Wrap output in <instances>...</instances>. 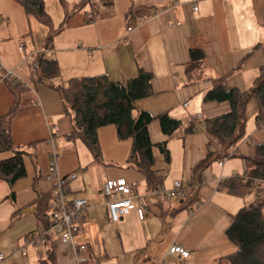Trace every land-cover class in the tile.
<instances>
[{
  "label": "crops",
  "instance_id": "crops-1",
  "mask_svg": "<svg viewBox=\"0 0 264 264\" xmlns=\"http://www.w3.org/2000/svg\"><path fill=\"white\" fill-rule=\"evenodd\" d=\"M140 4L145 6L128 20L130 6ZM93 6L99 11L95 15L89 5L72 11L54 34L52 46L44 48L49 27L26 14L18 0H0L2 66L30 83L35 59L39 55L53 58L60 68L59 75L52 79L54 84H64L72 76L98 73L125 82L139 69L150 71L152 94L136 100L133 113L141 109L152 115L165 111L182 121L166 143L175 136L182 138L183 162L178 175L172 174L171 152L165 160L164 156L155 158L153 149V168L164 175L159 187H170L174 180L190 179L191 184L183 199L155 195L143 175L126 162L129 139H118L110 124L98 129L102 157L94 160L81 140L66 138L71 122L58 92L36 84L32 88L34 104L11 120L12 142L23 150L26 174L12 187L0 178V251L7 255L0 264H34L45 257L48 249L54 251L56 264H225L226 256L237 248L225 229L243 205L260 202L264 213V190L246 185L240 194H230L222 189L217 178L239 175L245 164H227V159L221 162L218 158L221 170L216 176L215 166H206L215 157V153L209 155L211 137L204 130L191 129L184 120L198 113L203 120L228 109L226 102L202 101L210 79L226 73L259 43L244 59L242 68L229 73L226 79L242 90L252 85L258 66L264 63V0H93ZM192 48L201 49L204 57L198 67L188 69ZM12 102L5 81L0 80V115ZM151 123L156 128V121ZM52 129L59 171H80L68 182L70 194L87 200L74 244L61 241L49 231L40 246L28 247L26 255L9 256L13 246L43 226L35 207L27 204L50 189L46 174ZM158 132L163 139L165 136ZM248 138L230 150L231 156ZM11 154L1 152L0 159ZM196 163L199 176L195 178L192 168ZM118 177L137 182L136 205L112 221L101 188L105 180ZM17 209L18 217L12 221ZM172 242L182 244L189 255L167 253ZM81 256L87 261L79 263Z\"/></svg>",
  "mask_w": 264,
  "mask_h": 264
},
{
  "label": "trees",
  "instance_id": "trees-1",
  "mask_svg": "<svg viewBox=\"0 0 264 264\" xmlns=\"http://www.w3.org/2000/svg\"><path fill=\"white\" fill-rule=\"evenodd\" d=\"M24 11L32 15L40 23L49 27L44 39L43 47L52 46L54 34L59 32L71 13L64 14V20L53 27L52 18L44 6V0H18ZM86 5L97 14L99 11L93 6V0H79L74 4L73 11H78ZM145 5L130 6L126 12L129 20L133 12H137ZM91 14V16H92ZM258 44H255L233 67L226 73L211 77V85L204 92L203 102H226L228 109L224 112L207 116L203 119L204 131L220 143L219 150L209 151L215 153L214 158L228 155L230 150L244 138L245 135V106L250 98H255L258 112L255 116L259 125L264 122V63L258 66L252 85L248 89H240L227 83V75L242 68L243 61ZM188 69L198 67L204 54L201 49L192 48ZM60 68L57 61L39 55L31 67L29 82L22 80H4L13 102L9 110L0 115V153L12 151V154L0 159V178L6 180L12 187L13 183L26 174L23 159V150L17 149L11 138L10 126L12 118L21 110L28 108L35 102L32 88L36 84H43L58 92L64 112L69 116L71 130L66 135L70 140H81L90 150L94 160H101L98 129L104 125H113L118 139H129V152L126 162L135 167L152 188L162 185L164 175L153 168V147L157 146L164 159H169L167 137L177 130L182 121L163 111L156 115L146 110H138L136 100L152 94L150 71L139 69L138 73L120 82L111 79L106 73L72 76L64 84H54L52 79L58 76ZM156 121L163 139L154 140L149 125ZM244 158L245 171L249 176L264 179V141L253 145V151ZM221 188L230 194H240L243 184L239 175H233L221 180ZM193 191V190H192ZM10 196H14L11 188ZM49 191L33 199L27 205L35 207V214L40 224L48 223L47 205ZM20 209L14 211L11 220L18 217ZM225 234L235 245L236 250L226 256L225 264H264V213L260 202L243 205L237 209L225 229ZM34 264H56L55 253L52 249L46 251L44 258Z\"/></svg>",
  "mask_w": 264,
  "mask_h": 264
},
{
  "label": "built area",
  "instance_id": "built-area-1",
  "mask_svg": "<svg viewBox=\"0 0 264 264\" xmlns=\"http://www.w3.org/2000/svg\"><path fill=\"white\" fill-rule=\"evenodd\" d=\"M193 8L196 9V6H193ZM127 29H131V27ZM0 72V80H20L12 70L4 68L1 62ZM186 104L187 102L183 103V105ZM186 124L193 130H204V123L200 113L187 119ZM54 134L55 129H52L48 137L50 145L48 152V173L46 174V179L50 182V196L47 205L48 223L46 226H41L40 229L28 233L20 244L12 247L9 256L26 255L28 247L31 245L40 246L44 240V235L49 231L57 235L61 241L74 244V235L79 229L87 200L76 193L70 194L68 182L76 178L80 171H71L65 174L59 171ZM219 148L220 143L214 139V142L210 144V149L219 150ZM230 155L231 153L224 155L222 162ZM239 178L243 184L248 186L264 185L263 178L249 176L245 170L239 175ZM220 182L221 178H217L216 183L219 185ZM190 184V179L174 180L170 188L158 187L153 191L157 196H173L183 199L186 196V188ZM136 185V181H129L123 177L105 180L101 188V194L104 197L112 221L118 220L122 215L135 207L134 189ZM139 215L142 217L143 213L140 212ZM167 253L178 254L182 257L189 255V251L177 242H172L168 246ZM6 257L7 255L0 251V262L4 261ZM78 261L79 263H84L87 261V258L81 256L78 258Z\"/></svg>",
  "mask_w": 264,
  "mask_h": 264
},
{
  "label": "rangeland",
  "instance_id": "rangeland-1",
  "mask_svg": "<svg viewBox=\"0 0 264 264\" xmlns=\"http://www.w3.org/2000/svg\"><path fill=\"white\" fill-rule=\"evenodd\" d=\"M79 0H44V4H45V9L47 10V12L50 14L51 18H52V23L53 26H58L60 23H62V21L64 20V14L65 13H71L74 9V4L76 2H78ZM135 3H139V0H135ZM261 53V51L259 52ZM260 57V54H258ZM262 55V53H261ZM256 60V58H254ZM261 62H264V58L262 59ZM257 102L255 98H250V100L247 102L246 106H245V135H244V139L247 137L248 135H252V137L247 140V142L243 145L242 148L238 149L237 153H235V155H230L229 157H227L226 159L229 161L227 164H234L236 162H241L242 164H244V158L242 156L244 155H249L252 153L253 151V145L257 142H262L264 141V122L260 123L259 125L256 123V119L255 116L257 114ZM196 115V114H195ZM194 116V115H192ZM192 116H190L189 118H191ZM188 119V118H187ZM184 120V124L186 123V120ZM156 128L154 126V124L150 123V133L153 137L154 140H160L161 136L160 133L158 132L159 128H158V124L156 122ZM212 141L210 144H212L214 142V139L212 138V136H210ZM243 140V139H242ZM241 141H239L237 143V145H240ZM209 144V145H210ZM167 147L169 149V151L171 152V163H170V167L172 168V174L173 175H178L179 173V169L182 165L183 162V147H182V138L179 136H175L173 138H171V140L168 142ZM154 152L156 154L155 158H157V155L159 156V158L163 159V154L160 152L159 148L157 146L153 147ZM222 160V158H221ZM220 159L218 158H212L209 159L208 162H206V166H215V172H217L216 176H219V172L221 170V164H220ZM218 162V164H217ZM222 162V161H221ZM225 162V161H224ZM216 167L218 169H216ZM198 165L196 163V165L193 166L192 168V172L195 175V178L199 176L198 173ZM243 173V169H241L238 174L241 175ZM221 176V175H220ZM180 178V177H177ZM168 183V181L166 182ZM205 184V183H204ZM202 184V185H204ZM171 187V186H170ZM170 187H166V188H170ZM261 188L264 190V185L260 184L254 187L250 188ZM41 251H43L45 253L44 248H41Z\"/></svg>",
  "mask_w": 264,
  "mask_h": 264
},
{
  "label": "water",
  "instance_id": "water-1",
  "mask_svg": "<svg viewBox=\"0 0 264 264\" xmlns=\"http://www.w3.org/2000/svg\"><path fill=\"white\" fill-rule=\"evenodd\" d=\"M29 210H30V211H33V209H32V208H29Z\"/></svg>",
  "mask_w": 264,
  "mask_h": 264
}]
</instances>
